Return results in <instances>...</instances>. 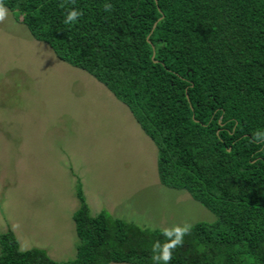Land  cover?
<instances>
[{
    "label": "trees",
    "instance_id": "16d2710c",
    "mask_svg": "<svg viewBox=\"0 0 264 264\" xmlns=\"http://www.w3.org/2000/svg\"><path fill=\"white\" fill-rule=\"evenodd\" d=\"M0 2L122 102L158 149L160 182L217 218L148 230L91 217L78 193L74 260L21 251L9 229L0 264H264V0Z\"/></svg>",
    "mask_w": 264,
    "mask_h": 264
},
{
    "label": "rangeland",
    "instance_id": "374dc122",
    "mask_svg": "<svg viewBox=\"0 0 264 264\" xmlns=\"http://www.w3.org/2000/svg\"><path fill=\"white\" fill-rule=\"evenodd\" d=\"M0 12V236L10 229L21 251L74 260L78 193L91 217L143 229L216 222L160 182L158 149L122 102L35 40L16 11L0 2Z\"/></svg>",
    "mask_w": 264,
    "mask_h": 264
},
{
    "label": "clouds",
    "instance_id": "9594fccd",
    "mask_svg": "<svg viewBox=\"0 0 264 264\" xmlns=\"http://www.w3.org/2000/svg\"><path fill=\"white\" fill-rule=\"evenodd\" d=\"M2 15H3V13L2 12H0V17H2ZM75 15H77L75 12H73L72 14H70V17L69 18H72V17H74Z\"/></svg>",
    "mask_w": 264,
    "mask_h": 264
}]
</instances>
